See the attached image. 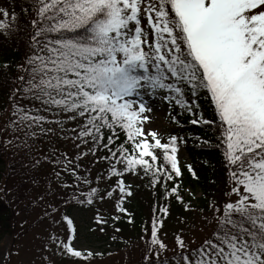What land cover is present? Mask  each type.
Wrapping results in <instances>:
<instances>
[{"label": "snow or ice", "instance_id": "obj_1", "mask_svg": "<svg viewBox=\"0 0 264 264\" xmlns=\"http://www.w3.org/2000/svg\"><path fill=\"white\" fill-rule=\"evenodd\" d=\"M32 7L36 19L32 20L29 54L19 66L23 74L16 78L19 84L9 97L7 127L13 132L27 128L26 137L55 134L58 129L62 139L79 141L76 148L91 141L87 151L71 158L57 149L44 156L66 190L63 202L71 196L91 205L96 198L112 195L111 190L102 194L98 187L87 192L79 188L81 182L91 183L79 174V159L100 147L108 149L109 155L98 159L109 160L110 175L135 174L140 166L152 173L153 185L161 176L165 181L173 180L171 173L181 176L176 155L179 138L173 135L169 143H161L156 130L144 128L151 119L144 113L153 111L150 100L159 98L169 107L174 101L181 111L192 114V124L212 125L218 131L232 182L227 195L235 194L237 199L223 203L222 211L215 201L210 202L212 219L202 218L208 223L215 220L212 233L195 248L178 233L172 256L165 254L168 246L158 236L162 217L168 214L167 207L161 206L162 217L153 219L144 264H264V0H33ZM0 12L5 17L0 19V31L8 33L15 13ZM201 94L213 108L212 120L196 111ZM17 97L35 100L41 107H22ZM78 118L83 122L65 127ZM46 124H55L56 129ZM103 129L112 131L107 144ZM116 129L126 134L131 153L124 145L115 151L109 147ZM153 149L163 151L166 166L153 167L158 160ZM112 161L124 164L123 170ZM65 171L72 183L62 179ZM117 185L125 193L122 179ZM163 187L165 197L174 196L185 211L195 210L184 201L176 182ZM116 207L126 211L119 203ZM59 209L55 202H48L45 209L44 217L53 225L61 223L55 216ZM62 221L67 224L69 242L54 235L49 238L61 254L86 261L101 255L75 249L70 243L73 220L65 213ZM95 223L104 225L107 220L97 212ZM11 255L5 254L4 264Z\"/></svg>", "mask_w": 264, "mask_h": 264}, {"label": "trees", "instance_id": "obj_2", "mask_svg": "<svg viewBox=\"0 0 264 264\" xmlns=\"http://www.w3.org/2000/svg\"><path fill=\"white\" fill-rule=\"evenodd\" d=\"M1 2L3 3V10H7L9 13H15V22L9 29V32L5 33L0 31V99L4 100V98L7 97L12 83L15 81V74L19 66L25 62V56L29 54V38L33 34L32 20L36 19V14L32 7L33 0H1ZM0 19H5L2 12H0ZM7 19L10 23L12 22L11 16ZM5 65H7V67H5ZM197 104L199 107L196 111L199 115H202L204 119L212 120L215 118L213 108L206 96L201 94L197 100ZM173 117H176L175 121ZM192 118L190 112L181 111L173 101L172 106L169 107L167 117V124L170 129L164 136L159 138L161 143H169V137L173 135L179 138L176 155L183 149L188 159L187 162L184 161L183 163L178 161L181 176L176 177L175 173H171L173 180L167 181L161 176L158 182L153 185L152 173H145L142 167L137 166L135 174L130 172L132 173L130 178L133 181L127 189L125 183L128 181H125L127 179L123 174L122 176L111 174V185L108 186H116L119 188L117 181L122 179L126 189L125 193H123V199L120 198L117 202V204L119 203L120 207L126 209V211H117V207H115L116 212L110 217L109 221L113 231L111 238L113 239V237H115L116 239H113V241L120 247L122 243L131 244L133 239L140 236L142 233L150 238L153 219L159 220L162 217V214L159 212L161 206L167 207L168 209L167 216L162 217L163 225L165 222L171 224L175 222L180 223L181 218L185 219V217L189 215L191 211H185L183 205L178 202L174 196L165 197L164 184H167L170 188L173 183L176 182L179 185L180 194L183 196L184 201L189 202L190 206L195 209L194 211H200L201 209L208 211L209 203L212 201L220 205L222 211V205L226 202L231 183L229 169L224 157V146L221 145L217 139L219 133L212 125L192 124L190 122ZM103 132V143L107 144V137L112 135V131L103 129ZM204 140H208L209 143H203ZM1 144L2 143H0V182H2L4 188H7V186L10 187L11 197L16 200V204L13 207L8 204L5 198L0 196V239L4 236L13 235L14 232H12V230L15 229L17 225L16 213L19 205H24V203H26L28 207L30 205V208L32 207L34 200L31 199V191L33 188H30L28 185L36 182L35 177L27 174L25 163L23 161H12L7 157V151ZM89 144L91 145L90 140ZM119 145H124L129 153H131L132 144L130 141H127L126 134L122 129H116V134L113 137V144L109 147L115 151ZM153 151L158 157L153 167L157 165L166 166L163 151L161 149H153ZM95 153L96 164L98 165L97 168H100V171L109 169V160L98 159V157L109 155L108 149L100 147ZM117 155H119V152H117ZM146 159H149L151 163L150 158L146 157ZM46 162L49 161L47 160ZM111 163H115L116 166L121 164L115 161ZM189 165L195 172V178L192 172L189 171ZM50 166H52V164ZM78 172L80 175L87 174L81 168L78 169ZM169 172H171L170 167ZM50 179L51 181H55L58 188L49 189V187H47V191L51 193L52 191L53 193L55 192L52 199L48 202L52 201L58 203L60 208L66 205H82L77 200H73L71 196H68V202L64 203L63 194L66 190L60 185L52 173ZM62 179L68 183L73 182L72 176L66 171L62 173ZM86 185L85 183H80L79 188L81 192H87L90 187H93L91 185ZM186 190L190 192L189 197H184V192ZM67 191L71 192V189ZM102 191L103 190L100 189V192ZM128 192L131 194L129 195ZM51 193L48 194L50 195ZM197 193L200 195L198 198L195 197ZM76 195L79 199H84V197L79 195V192H77ZM84 205H86V203ZM28 207L24 208L22 211H27ZM27 215L24 218V222L26 223L29 222L30 218ZM113 217H117L118 219H113ZM44 218V215L40 214V216L34 219L35 224L39 223V221H42ZM24 227V230H26L29 228V225ZM162 227H158V231ZM116 228H119L120 231L117 232L115 230Z\"/></svg>", "mask_w": 264, "mask_h": 264}, {"label": "rangeland", "instance_id": "obj_3", "mask_svg": "<svg viewBox=\"0 0 264 264\" xmlns=\"http://www.w3.org/2000/svg\"><path fill=\"white\" fill-rule=\"evenodd\" d=\"M2 5L3 3L0 0V9L3 8ZM22 65H24V63L20 66ZM22 74V70L19 67L15 74V81L12 83L7 97L4 98V100L0 99V143H2V147L6 149L7 157L12 161H23L27 174L35 177L36 182L28 185L30 188H33L31 191V199L34 200V202L31 208V205L28 207L26 203H24V205H19L17 208L18 215L16 213L17 225L15 229L12 230V232H14L13 235L4 236L0 239V264H4V256L8 252H11L12 255L7 260V264H144L143 257L147 251V241L150 239L146 237V234L142 233L140 236H137L133 239L131 244L122 243L121 247L115 244L111 238L113 231L109 222L110 217L115 214L116 204L124 194H122L116 186H108L111 185L109 169L100 171V168H97L96 153H88L78 161L81 165V169L87 173L86 176L89 177V181L91 182L86 186L91 185L93 187H98L103 190L101 192L102 194L107 190H111L112 195L105 196L103 200L96 198L91 205H66L61 207L59 211L55 213L57 220H61L59 224L53 225L47 218L35 224L34 219L40 216V214L44 215L47 202L52 199L53 194H55L53 191L52 193L47 191V187H49V189L58 188L55 181H51L50 179L53 165L50 166L51 163L46 162L47 160L44 159V156L50 154L53 149H57L60 153L67 152L71 158L80 151H87V148L91 147V145H81L80 148H76L75 144L79 143V141L74 143L71 140L62 139L58 129L55 134H38L35 137H26L25 132L28 131L27 128L21 131L18 127L17 130L13 132L7 127V122L11 115V101L9 97L12 95V89L16 88L19 84L16 78ZM146 99L150 98L146 97ZM17 100L19 105L25 108L33 105L41 107L39 102L35 100L20 99L19 97H17ZM150 103L152 104L153 111L144 113V115H149L151 117V119L145 123L144 128L156 130L159 138L164 136L170 129L167 124L169 106L167 101L159 98L150 100ZM41 114L51 118L48 112H41ZM61 115L63 116L65 114L62 113ZM12 119H14V117H12ZM77 122L82 123L83 121L78 118V121L67 122L65 127H74ZM45 127L56 129L55 124H46ZM147 139L151 141V137H147ZM177 157L180 163L188 161L187 155L183 149L178 152ZM37 160H39L40 163L34 166ZM116 168L122 171L124 164H118ZM122 174L127 179L125 181H128L125 183L128 189L130 183L133 181L130 178L132 173L129 171L123 172ZM97 177H100V179L97 180ZM231 187L232 182L230 183L229 192ZM0 189H3V191H0V196L5 198L8 204L14 207L16 200L11 197L10 187L7 186V188H4L2 182H0ZM48 193L51 194L49 195ZM189 194L190 192L186 190L184 192V197H189ZM199 196V193L195 195L196 198ZM40 197H43V199L41 200ZM236 199L237 197L235 194L231 196L228 195L226 202ZM25 206L28 207V210L24 212L22 210L27 208ZM97 212L100 213L101 217L107 220V224L98 225L95 223ZM65 213L73 220L74 231L71 233L73 237L70 242L71 245L74 246L75 249L92 250L95 253H101V255H96L86 261L66 253L61 254V251L57 248V244L50 242L49 238L52 235L58 237L59 240L69 242L67 237L70 233L67 231V224L62 221V214ZM26 215L30 217L27 223L24 222ZM202 217L212 219L211 211H191L180 223H164V227L158 231V236L168 246V251L165 253L166 255H173L175 250V236L178 233L183 235L186 243H189L190 247L193 248L197 247L212 233L216 226L215 220H212V223H208V220ZM27 225H29V228L24 230V226ZM100 227L104 228L103 232L99 230ZM181 230L183 231L181 232ZM193 239L195 243H191Z\"/></svg>", "mask_w": 264, "mask_h": 264}]
</instances>
